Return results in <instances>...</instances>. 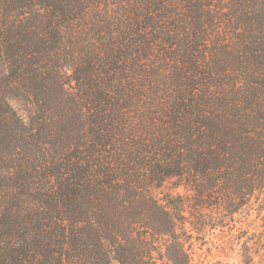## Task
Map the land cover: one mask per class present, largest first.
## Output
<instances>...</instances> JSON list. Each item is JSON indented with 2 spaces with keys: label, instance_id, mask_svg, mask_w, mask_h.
Returning a JSON list of instances; mask_svg holds the SVG:
<instances>
[{
  "label": "trees",
  "instance_id": "trees-1",
  "mask_svg": "<svg viewBox=\"0 0 264 264\" xmlns=\"http://www.w3.org/2000/svg\"><path fill=\"white\" fill-rule=\"evenodd\" d=\"M0 60V264H193L264 192V0H0Z\"/></svg>",
  "mask_w": 264,
  "mask_h": 264
},
{
  "label": "rangeland",
  "instance_id": "rangeland-1",
  "mask_svg": "<svg viewBox=\"0 0 264 264\" xmlns=\"http://www.w3.org/2000/svg\"><path fill=\"white\" fill-rule=\"evenodd\" d=\"M3 68L0 60V72ZM12 104L25 120L29 119L31 106L26 101L13 98ZM235 220L233 230L228 227L224 230L218 229L209 236L207 243L195 247L193 264H245L242 251L243 240L247 234L264 233V192L253 196L249 206L235 214ZM256 260L257 264H262L259 257Z\"/></svg>",
  "mask_w": 264,
  "mask_h": 264
}]
</instances>
